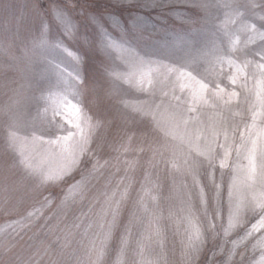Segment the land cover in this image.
<instances>
[{
	"label": "rangeland",
	"instance_id": "1",
	"mask_svg": "<svg viewBox=\"0 0 264 264\" xmlns=\"http://www.w3.org/2000/svg\"><path fill=\"white\" fill-rule=\"evenodd\" d=\"M198 2L155 0L153 5L149 0H76L75 6L65 9L63 16L57 19L47 11L49 5L44 0H40L37 11H34L37 0H0V107L10 104L12 99L18 100L15 111L25 125L17 133L15 143L6 144L3 125L10 113L0 111V195L10 197V202L24 197L29 211L38 210L40 218L22 233L24 241L35 236L29 241L35 247L42 241L56 246L61 242L59 238L63 230L71 228L73 221L83 227V223L93 215L92 209L99 208L109 172L116 173L113 177L115 182L124 175L123 161L139 155L140 165L132 173L134 195L139 194L144 208H159L165 219L159 237L154 231L157 225L153 223L150 230L146 219L137 232L136 242L122 259H126L128 264H153L154 261L182 264L181 250L187 238L190 237L194 244L199 243L196 230L200 228L202 233L200 222L193 219L191 225L176 224L167 219L170 204H175L179 211L178 201L167 199L172 186L171 166L160 163L146 176L148 166L145 162L151 157V151L121 155L115 150L119 148L120 137L127 128L136 131V136L142 138L146 148L165 145L169 157L173 153L180 157L189 152L187 139L166 136L158 126L164 109L157 106L162 102L165 106L169 103L181 105L191 133H195L197 128L207 130L214 118L218 119L220 114L228 115V108L235 109L241 104L243 97L232 99L228 105L224 101L229 99L231 91L241 92L239 85H233L228 77L236 73V65L243 67L238 57L251 33L245 35L243 30L228 22L230 13L222 7L224 0H209L218 7H214L206 18H202L200 10L192 6ZM185 18H190L192 23L184 22ZM259 45L257 36L255 44L248 43L247 47ZM10 46L16 55L22 48L30 49V60H14L8 51ZM28 80H32L35 86L22 89L21 85H26ZM196 81L207 83L208 90L200 93ZM215 83L225 90L223 100L217 101L211 96ZM18 89L20 94L15 95ZM32 96L41 97L39 106L28 99ZM200 96L208 102L203 103ZM174 97H179V100ZM250 100V104L242 105L247 109L245 117L248 123H252L255 112L257 127H264V107H261L255 93ZM71 105H76L81 112L77 114ZM188 108L195 110L186 111ZM37 112L44 118L43 131L32 128ZM94 113L108 122L102 133L93 131L84 123V117ZM75 122L81 123L85 135L92 136L89 147L94 152L100 145L98 151L104 159L120 156L121 171L110 168L91 178L81 196L78 188L73 190L82 174L87 175L81 165L73 170L69 179L58 184L51 207L41 208L39 203L25 196L28 184L24 181L25 170L19 161L55 167L58 161L46 155L50 147L48 142L70 131L76 133ZM101 135L103 140L99 138ZM113 163H116L115 159ZM229 164V184H233L234 197L252 199L264 195V186L246 175L244 166L247 161L233 156ZM65 198L71 207L62 215L56 205ZM227 201L225 189V208ZM151 214V211L147 214L149 219ZM17 219L15 213L6 215L0 212V229L11 231L9 224L14 225ZM226 219L225 211V223ZM254 223L256 221L252 220L246 225L249 231ZM53 225L56 229L49 231ZM262 238L264 230L252 232L247 237L242 230H232L219 242L232 247L233 242L238 241V250L244 253L243 264H264ZM24 241L4 254L0 264L14 261L17 256L26 258L35 250L28 249ZM204 247L208 255L202 259L211 260L214 255L217 259L223 258L210 243Z\"/></svg>",
	"mask_w": 264,
	"mask_h": 264
},
{
	"label": "snow or ice",
	"instance_id": "2",
	"mask_svg": "<svg viewBox=\"0 0 264 264\" xmlns=\"http://www.w3.org/2000/svg\"><path fill=\"white\" fill-rule=\"evenodd\" d=\"M44 2L49 5L47 11L57 19L63 16L65 9L76 4V0H44ZM39 3L40 0H37L34 11L39 10ZM149 3L155 5V0H149ZM192 6L200 10L203 14L202 18H206L214 7H218L209 0H199ZM222 7L229 10L227 20L230 24L243 30L245 35L251 33L238 57L243 67L236 65V73L228 77L233 85H239L241 92L231 91L228 93L229 99L224 101L228 105L232 99L243 97L241 104L236 105L235 109L228 108V115L220 114L218 119L214 118L207 130L197 128L195 133L188 131L189 120L185 118V110L180 104L169 103L165 106L162 102L157 106L164 109L161 120L157 123L165 135L174 138L179 136L182 140L187 139L189 143V152L180 157L175 153L169 157L165 145L146 148L142 138L136 136V131L127 128L120 137L119 148L115 149L121 155L151 151V157L145 162L148 166L145 169L146 176L151 169H157L160 163L171 166L172 186L169 188L167 199L178 201L179 211L176 210L175 204H170L167 219L176 224L189 225L193 219H196L203 229L202 233L200 228L196 230L198 244L192 243L190 237L183 243L182 264H243L244 253L238 250L239 242L234 241L232 247H225L219 242L222 236H228L232 230H242L246 237L251 236L252 232L264 230V195L259 198L239 199L234 197L233 184H229L231 179L229 161L235 156L237 159L242 158L247 161L244 166L246 175L250 179L258 180L261 186H264V127H257L255 112L252 123L249 124L245 117L247 109L242 107L243 103H251L250 96L253 93L261 107H264V0H224ZM184 22L192 23L190 18H185ZM257 36L260 40L259 47L248 48L247 44H255ZM8 51L14 60L24 61L30 60L32 53L30 49L22 48L16 55L11 52V46ZM77 62H79L78 58ZM229 64H232V61H229ZM77 76L79 77V74ZM196 83L199 85L200 93H204L209 88L207 83L200 81ZM83 84L82 81L81 86ZM34 86L33 81L28 80L26 85H21V88ZM224 91L218 83H215L211 96L217 101L223 100ZM19 94L18 89L15 95ZM199 98L205 104L208 102L203 96ZM28 99L39 106L41 97L32 96ZM174 99L179 100V97ZM18 104V100L12 99L10 104L0 107V111L10 113L3 125L5 143L9 145L15 143L18 139L17 133L25 127L15 111ZM71 107L77 114L81 112L76 105ZM194 110L188 108L186 111ZM37 123L40 125L39 128ZM84 123L93 131L101 133L108 126L105 118L95 113L93 116H85ZM74 127L77 129L76 133L70 131L67 135L48 142L50 147L46 155L58 161L55 167L19 161L25 170L24 181L28 184L25 196L39 203L41 208L51 207L58 184L69 179L73 170L81 165L87 171V175L82 174L81 180L73 186V190L79 189L81 196L91 178L102 175L110 168H115L116 172L121 171L120 156L104 159L98 151L100 145H97L95 152L89 147L93 138L91 135H85L81 123L75 122ZM32 128L34 131L44 130V118L39 112L32 121ZM99 138L104 139L102 135ZM34 139L38 138L34 137ZM113 159L116 160L115 164ZM140 161L139 155L124 160V175L115 182L113 177L116 173L109 172L99 208L92 209L93 215L86 223L82 222L83 227L81 223L73 221L71 228L63 230L62 237L59 238L61 242L56 246L42 241L38 247H35L29 243L35 239V236L24 241L22 233L40 218L38 210L29 211L24 197L10 202V197L0 195V212L6 215L15 213L18 217L14 225L9 224L11 231L0 229V258L11 252L20 241H24L28 249L35 248V250L26 258L17 256L16 260L7 261L5 264H128V261L122 258L136 242L137 232L143 227L145 220H148L150 230L153 223L157 225L154 231L159 237L162 233V221L165 219L159 208L152 210L144 208L139 194L134 195L136 190L132 173L140 165ZM225 189L228 194L226 208ZM32 207L34 208L35 204ZM70 207L67 198L61 199L56 205L62 215L66 214V210ZM149 211L152 213L150 219L147 215ZM197 213L199 216L196 215ZM79 219L77 217V220ZM252 220L256 223L252 224V229L249 231L246 225ZM73 228L80 230L79 233L74 232ZM55 229L56 226L53 225L49 231ZM77 235L79 239H76ZM6 242L7 247H5ZM206 243H210L212 249L223 258L217 259L214 255L211 260L202 259L208 255V250L204 247ZM261 243L264 244V238L261 239ZM237 256L240 257L239 260L236 259ZM161 260H163L162 256ZM153 264H160V261H154Z\"/></svg>",
	"mask_w": 264,
	"mask_h": 264
}]
</instances>
